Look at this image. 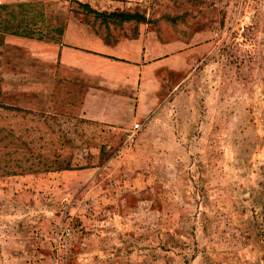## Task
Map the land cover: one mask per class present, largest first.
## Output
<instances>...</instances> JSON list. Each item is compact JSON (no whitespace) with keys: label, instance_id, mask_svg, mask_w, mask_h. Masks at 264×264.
Wrapping results in <instances>:
<instances>
[{"label":"rangeland","instance_id":"rangeland-1","mask_svg":"<svg viewBox=\"0 0 264 264\" xmlns=\"http://www.w3.org/2000/svg\"><path fill=\"white\" fill-rule=\"evenodd\" d=\"M1 2L0 264H264V0ZM17 25L79 44L183 26L209 47L136 132L37 81L34 49L1 35Z\"/></svg>","mask_w":264,"mask_h":264},{"label":"crops","instance_id":"crops-1","mask_svg":"<svg viewBox=\"0 0 264 264\" xmlns=\"http://www.w3.org/2000/svg\"><path fill=\"white\" fill-rule=\"evenodd\" d=\"M34 1L1 3L8 6ZM147 27L142 26L135 35L129 30H114L113 35L89 37L83 44L72 42L70 30L61 42L52 43L41 38L1 35L11 45L34 49L37 81L75 86L76 105L82 117L114 129L129 130L136 125L142 128L159 111L182 85L183 71L197 66L209 47L203 44L201 29H195L188 37L187 27L179 26L172 30L178 37L163 40ZM165 78L171 81L165 83Z\"/></svg>","mask_w":264,"mask_h":264},{"label":"trees","instance_id":"trees-1","mask_svg":"<svg viewBox=\"0 0 264 264\" xmlns=\"http://www.w3.org/2000/svg\"><path fill=\"white\" fill-rule=\"evenodd\" d=\"M22 5H24V4H21L20 6H22ZM4 8H7V6H5ZM123 17H125V19H129L130 18V16H128V15H126V16L123 15ZM12 28H5L6 30H12L10 32H6V30H5V32L7 34H11V35H14V36H22V37L32 38L30 35H28L27 32H24V31L20 32V26L19 25H17L15 27V30L12 29ZM71 169H72V165L71 164H66V166H64V164H60L58 166L53 167L52 169H47V170H42V171H52L53 172V171H64V170H71ZM23 172L37 173V169L34 168V166H32L31 168H29L28 170H24Z\"/></svg>","mask_w":264,"mask_h":264},{"label":"built area","instance_id":"built-area-1","mask_svg":"<svg viewBox=\"0 0 264 264\" xmlns=\"http://www.w3.org/2000/svg\"><path fill=\"white\" fill-rule=\"evenodd\" d=\"M134 130L138 132L139 130H141V127L139 125H136Z\"/></svg>","mask_w":264,"mask_h":264}]
</instances>
